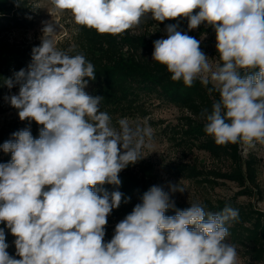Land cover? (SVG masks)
<instances>
[{
  "label": "clouds",
  "instance_id": "9594fccd",
  "mask_svg": "<svg viewBox=\"0 0 264 264\" xmlns=\"http://www.w3.org/2000/svg\"><path fill=\"white\" fill-rule=\"evenodd\" d=\"M54 11L69 12L76 25L99 34L119 35L145 19H187L216 34L215 67L200 41L166 26L167 38L153 42L152 61L171 79L191 87L195 81L219 99L202 113L204 131L217 145L264 144V0H50ZM41 43L32 49L28 69L4 81L19 93L5 97L21 121L42 125L39 138L30 129L3 143L11 160L0 163V223L16 238V256L6 249L0 228V264H237V248L228 243L229 225L238 209L209 212L192 203L174 216L172 194L178 184L153 185L105 242V226L123 193L103 185H121L119 173L141 158L152 130L132 128L126 118L113 124L101 111V96L85 89L95 66L75 50H62L51 21L43 22ZM87 78V79H85ZM211 85V87H208ZM125 203L128 201L125 199Z\"/></svg>",
  "mask_w": 264,
  "mask_h": 264
},
{
  "label": "trees",
  "instance_id": "16d2710c",
  "mask_svg": "<svg viewBox=\"0 0 264 264\" xmlns=\"http://www.w3.org/2000/svg\"><path fill=\"white\" fill-rule=\"evenodd\" d=\"M37 1L0 0V116L13 110L17 112L13 116L0 117V163L11 160V153H5L2 145L13 139L14 132L29 128L33 137L39 138L42 127L34 120H20L18 110L5 99L11 93L18 92L19 85L15 84L9 89L4 83L6 79L14 78V73L19 70L28 69L32 62V49L40 45L39 41H31L24 35L34 27ZM145 23L146 26L141 31L134 32L130 29L119 35L99 34L94 29L74 24L71 34L61 44L60 49L73 48L75 51L72 55L82 52L95 66L96 78L89 80V95L104 98L100 109L111 116L113 123L126 117H144L147 114L143 101L145 95L171 103L182 111L183 114L178 116L176 123L162 127L167 140L191 152L194 149L202 150L214 160L227 161V165L225 168L206 169L199 167L196 162L183 161L172 168L185 178L206 182L212 187L224 181L233 182L238 187L229 198H206L196 203L213 213L222 211L226 206L238 209L239 219L228 226V239L241 246L252 261L264 262V210L251 201L238 200L239 196L251 198L255 194H259V201L262 200L263 193L257 183L259 159L250 152L243 155L240 144L217 145L205 133L206 120L202 113L205 109L211 112L213 103L219 99L218 93L209 94L208 88L199 80L191 87L185 86L182 81H173L165 66L152 61L153 42L167 38L166 26L169 24L178 23L179 31L187 32L189 36L199 40L201 50L204 46L201 36L211 32L210 36L216 39V34L211 27L209 29L204 24L195 30H189L187 19L177 18L160 23L147 18ZM158 177L155 164L143 158L119 173L121 185L118 188L110 184L102 186L109 193L115 190L123 193L121 205L113 209L107 217L105 242L112 239L115 224L130 214L136 204L142 203L144 192L153 185L163 186ZM125 199L127 203L124 202ZM172 200L175 207L165 213L167 216H174L177 209L190 207V204L181 203L174 197ZM5 236L9 245L6 251L20 259L16 256V247L9 244L10 233L5 231Z\"/></svg>",
  "mask_w": 264,
  "mask_h": 264
},
{
  "label": "rangeland",
  "instance_id": "374dc122",
  "mask_svg": "<svg viewBox=\"0 0 264 264\" xmlns=\"http://www.w3.org/2000/svg\"><path fill=\"white\" fill-rule=\"evenodd\" d=\"M36 5L37 10L34 13V27L25 32L24 35L31 41L35 40L41 43V29L44 26L43 22L51 21L57 27V31L53 39L56 42L57 47L60 48L61 44H63L64 40L69 37L74 28L73 26L75 22L72 15L69 12L58 13L54 11L50 0H38ZM145 26L146 23L144 20V22H142L138 27L131 30L134 32L141 31ZM208 28L210 29V26ZM210 34L211 32L203 34L200 40L204 43L202 51L210 58V63H212L213 67H215L217 63H220L219 54L216 49L217 41L215 38L210 36ZM89 88L90 82H88V86L85 89L88 94ZM18 93L19 91L13 92L8 96ZM143 101L147 114L144 117L135 116L126 117V119L128 120L129 125L134 129L137 127L141 129L148 127L152 130L151 139H145V146L142 148L141 156L155 164L158 169V181L162 183L165 190H168L167 185L169 182L178 184V187L182 188L184 191L176 192L172 194V197L179 202L186 204L201 202L206 198L215 200L233 196L238 190V187L233 182L224 181L212 187L206 182H197L196 180L185 178L176 173L172 167L178 162H196L199 167L208 169L217 167L225 168L227 161L214 160L208 153L202 150L194 149V151L191 152L168 141L167 136L162 131V127L165 124L176 123L178 121V116L183 114L182 111L171 103L160 101L153 97L149 98L147 95L144 96ZM6 102L9 103L7 100ZM16 113L17 112L13 110L5 115L9 117L15 115ZM5 115H1L0 117H5ZM154 122H156V124H154ZM239 147L243 155L250 152L259 159L257 183L262 190L263 198L259 201L257 198L259 194H255L251 198L239 196L238 200L242 202L251 201L256 205V207L264 210V144L256 143L254 148H249L246 145L240 144ZM117 224H115V226ZM0 228H3L6 233H10L11 241L9 244L15 247L14 241L16 238L11 234L10 230L4 223H0ZM226 241L231 243L228 237L226 238ZM235 246L238 253L237 264H264V262L256 263L252 261L250 257L245 254L241 246Z\"/></svg>",
  "mask_w": 264,
  "mask_h": 264
}]
</instances>
